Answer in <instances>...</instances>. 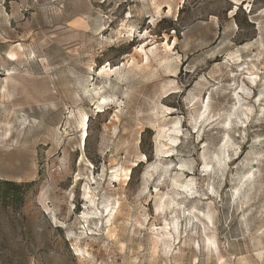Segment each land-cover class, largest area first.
I'll list each match as a JSON object with an SVG mask.
<instances>
[{
  "label": "rangeland",
  "instance_id": "1",
  "mask_svg": "<svg viewBox=\"0 0 264 264\" xmlns=\"http://www.w3.org/2000/svg\"><path fill=\"white\" fill-rule=\"evenodd\" d=\"M0 181V264H264V0H0Z\"/></svg>",
  "mask_w": 264,
  "mask_h": 264
},
{
  "label": "trees",
  "instance_id": "2",
  "mask_svg": "<svg viewBox=\"0 0 264 264\" xmlns=\"http://www.w3.org/2000/svg\"><path fill=\"white\" fill-rule=\"evenodd\" d=\"M29 185L0 181V200L6 204H23L24 194Z\"/></svg>",
  "mask_w": 264,
  "mask_h": 264
},
{
  "label": "bare ground",
  "instance_id": "3",
  "mask_svg": "<svg viewBox=\"0 0 264 264\" xmlns=\"http://www.w3.org/2000/svg\"><path fill=\"white\" fill-rule=\"evenodd\" d=\"M117 70H118V69H117ZM84 130H85V131H84ZM83 132H84L83 135H82V134H81V135H82V140H83V142H85V140H86V138H87V136H88V135H87V128H85V126H84V128H83ZM85 136H86V137H85ZM84 137H85V138H84ZM83 142H82V143H83ZM91 204H92V203H91Z\"/></svg>",
  "mask_w": 264,
  "mask_h": 264
}]
</instances>
